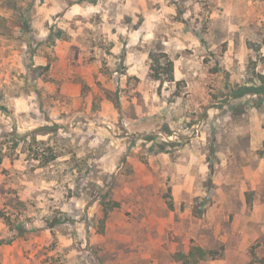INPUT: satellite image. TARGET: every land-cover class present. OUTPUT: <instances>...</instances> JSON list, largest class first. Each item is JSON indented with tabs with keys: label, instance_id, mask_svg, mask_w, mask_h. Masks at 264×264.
I'll return each mask as SVG.
<instances>
[{
	"label": "rangeland",
	"instance_id": "1",
	"mask_svg": "<svg viewBox=\"0 0 264 264\" xmlns=\"http://www.w3.org/2000/svg\"><path fill=\"white\" fill-rule=\"evenodd\" d=\"M263 59L264 0H0V264H185L201 239L224 261L210 231L248 212L231 260L264 264V187L212 195L264 184V100L231 98Z\"/></svg>",
	"mask_w": 264,
	"mask_h": 264
},
{
	"label": "crops",
	"instance_id": "2",
	"mask_svg": "<svg viewBox=\"0 0 264 264\" xmlns=\"http://www.w3.org/2000/svg\"><path fill=\"white\" fill-rule=\"evenodd\" d=\"M62 57V56H60ZM141 63V61H140ZM130 67L132 65L130 62L128 63ZM138 67V64H136ZM129 67V68H130ZM67 88L64 89L63 93L68 94L69 88L75 91L74 95H80L79 91V86L72 84L67 85ZM79 91V92H78ZM255 137V136H254ZM254 139V138H253ZM252 139V140H253ZM256 141H259V138H255ZM224 164L222 165L223 170L226 169V171L230 172L229 165H228V160L223 161ZM246 164L244 166L247 167V161L245 162ZM221 168V167H220ZM264 170V160L257 161L256 167L253 168V172H258ZM187 175V174H186ZM186 177V176H185ZM192 173L189 174L188 177H186L184 180L177 181L176 183H183L180 184L184 189H186L190 194L192 195L193 192V182H192ZM226 184L221 185V184H215L214 189H212V195L214 196V201L216 206L218 204H222L224 206H231V204H239V205H246V198H245V193L248 191V189L251 190H257L260 189L262 186L264 187V184H240V185H235L232 181V178H226ZM177 184H174V188L176 189ZM192 197V196H191ZM259 203V201H256L255 204ZM219 212L215 211V215H220V218L222 217H227V214L222 213V210H219ZM258 216L256 213L253 212H248L244 216H240L239 220H242L245 222L244 227H232L230 229H225V230H211L210 231V237L216 238V241L218 243H224L226 244V251H225V260L219 261V260H213L211 262H202L201 264H235V261H232L231 258L234 257L235 259L237 258V255H240V257H244L245 261L247 262L249 259V254H248V243L249 241L246 240L245 238L247 237H253L254 233H251L252 230L250 226L257 222ZM236 237V244H233L231 239L232 237ZM208 236H202V238H209ZM201 246L204 249H213L215 248V245L207 241L206 239L200 240ZM243 263V262H242Z\"/></svg>",
	"mask_w": 264,
	"mask_h": 264
},
{
	"label": "trees",
	"instance_id": "3",
	"mask_svg": "<svg viewBox=\"0 0 264 264\" xmlns=\"http://www.w3.org/2000/svg\"><path fill=\"white\" fill-rule=\"evenodd\" d=\"M25 28L27 27L25 26ZM50 40H52V34L50 35ZM52 42L55 43L54 39ZM150 57L153 63V67L157 66L155 68L156 73L154 74V79L159 80L162 83L174 82V65L170 58L167 56V54H151ZM163 61L164 64H162ZM160 70H163L164 74H161ZM162 75H165V77H163ZM245 96H251L257 99L264 100V73L253 72L252 75L249 76V78L246 79V81H244V83L240 85L237 89L233 90L231 94V98H241ZM166 132L170 135L172 133L170 129H166ZM118 205V203H115L114 207H118ZM13 240L14 239L12 238L0 239V246L4 244H11ZM207 259H214L213 252L206 251L199 246H193L190 249L188 256H185L183 254L178 255V260L183 261L185 264H199L201 261H205Z\"/></svg>",
	"mask_w": 264,
	"mask_h": 264
}]
</instances>
